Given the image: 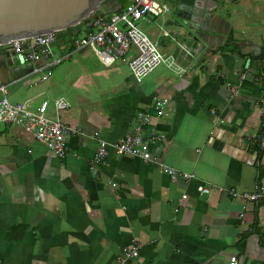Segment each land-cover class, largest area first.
I'll use <instances>...</instances> for the list:
<instances>
[{
	"label": "crops",
	"instance_id": "obj_1",
	"mask_svg": "<svg viewBox=\"0 0 264 264\" xmlns=\"http://www.w3.org/2000/svg\"><path fill=\"white\" fill-rule=\"evenodd\" d=\"M188 1V19L163 0L167 13L134 22L186 71L144 87L126 65L133 48L107 68L89 49L69 52L96 32L89 23L55 35L52 55L67 57L44 82L47 59L23 63L0 48L6 99L34 112L41 100L62 98L70 107L58 118L76 131L57 156L21 129L0 126V264H264V0ZM162 98L165 115L153 108ZM138 126L143 138L155 137L152 160L108 150L91 163L93 133L113 143ZM224 188L259 199H231ZM132 245L136 257L121 262Z\"/></svg>",
	"mask_w": 264,
	"mask_h": 264
},
{
	"label": "built area",
	"instance_id": "obj_2",
	"mask_svg": "<svg viewBox=\"0 0 264 264\" xmlns=\"http://www.w3.org/2000/svg\"><path fill=\"white\" fill-rule=\"evenodd\" d=\"M168 12L166 4L156 3L152 0H130L129 3L118 12L109 15L106 21L98 19L91 23L97 30L87 34L83 38L75 40L69 52H77L82 49H89L96 58L99 65L107 68L116 61L124 62V55L133 48L135 56L126 61L127 68L139 87H144L161 74H167L172 78L181 77L186 73L185 69L178 65L171 56L161 54L154 44L135 26L134 22L144 15L160 16ZM90 24V23H89ZM55 41V34H45L26 39L8 42L0 45V48L11 51L17 55L23 63H35L40 58L47 59L45 71L39 75V81H46L52 73V69L67 55L60 57L51 53L50 46ZM38 72L37 69L33 70ZM230 93L235 94L236 88L228 87ZM2 97L0 98V126H15L23 132L31 135L37 142L42 144L49 152L62 156L65 153L64 139L67 135L76 133L65 126L58 118V113L67 110L70 104L62 99H43L40 101L35 111H29L20 103H10L4 96L3 89L0 88ZM167 105L166 99H159L154 104L157 114H164L162 108ZM165 115V114H164ZM144 125L149 124V119L143 118ZM140 127H136L133 134L108 143L98 133H93L96 149L91 163L96 165L106 156L107 151L118 156L136 157L143 161L152 160L149 153L150 145L154 144L155 137L143 138L139 133ZM160 171L174 178L176 172L161 163L158 164ZM184 179L189 175L183 174ZM111 184V187H114ZM200 194H207L208 188L198 186L196 188ZM231 199L242 202H256L259 194L255 191L251 193H237L231 189H220ZM183 199L184 196H181ZM261 242L264 244V235L259 234ZM138 247L132 245L123 255L121 262L125 259L134 258L137 255ZM234 258L229 259V264H234Z\"/></svg>",
	"mask_w": 264,
	"mask_h": 264
},
{
	"label": "water",
	"instance_id": "obj_3",
	"mask_svg": "<svg viewBox=\"0 0 264 264\" xmlns=\"http://www.w3.org/2000/svg\"><path fill=\"white\" fill-rule=\"evenodd\" d=\"M130 0H0V45L8 42L61 32L79 24L92 23L118 12ZM177 3L176 17L188 19L183 5ZM186 13V14H185ZM7 55L3 56L5 60ZM3 63H5L3 61Z\"/></svg>",
	"mask_w": 264,
	"mask_h": 264
},
{
	"label": "trees",
	"instance_id": "obj_4",
	"mask_svg": "<svg viewBox=\"0 0 264 264\" xmlns=\"http://www.w3.org/2000/svg\"><path fill=\"white\" fill-rule=\"evenodd\" d=\"M80 26H83V25L79 24V25L75 26L74 29L77 30V29H79ZM67 31L68 30H64V31H61V32H56L54 34L55 35L57 34V35H59L61 37V36H65ZM61 38H63V37H61ZM67 39H69V38H67ZM257 59H261V56L257 57ZM258 78H259V81H260V84H261V91L263 92V98H262L263 101H262V103H264V64H262L261 67H260V71L258 73Z\"/></svg>",
	"mask_w": 264,
	"mask_h": 264
},
{
	"label": "rangeland",
	"instance_id": "obj_5",
	"mask_svg": "<svg viewBox=\"0 0 264 264\" xmlns=\"http://www.w3.org/2000/svg\"><path fill=\"white\" fill-rule=\"evenodd\" d=\"M156 1H158V0H156ZM161 1H163V0H161ZM161 1H158V3H162ZM81 32H82V30H80ZM81 32L79 33V34H81ZM78 36H80V35H78ZM157 49V48H156ZM158 51H159V49H157ZM160 52V51H159Z\"/></svg>",
	"mask_w": 264,
	"mask_h": 264
}]
</instances>
